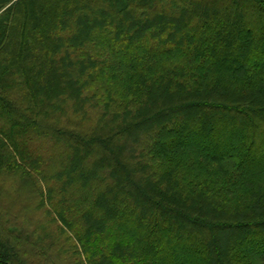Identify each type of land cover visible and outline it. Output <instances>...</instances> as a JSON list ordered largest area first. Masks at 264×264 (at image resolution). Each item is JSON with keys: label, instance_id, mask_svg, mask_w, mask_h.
Returning a JSON list of instances; mask_svg holds the SVG:
<instances>
[{"label": "trees", "instance_id": "16d2710c", "mask_svg": "<svg viewBox=\"0 0 264 264\" xmlns=\"http://www.w3.org/2000/svg\"><path fill=\"white\" fill-rule=\"evenodd\" d=\"M0 264H264V0H0Z\"/></svg>", "mask_w": 264, "mask_h": 264}, {"label": "rangeland", "instance_id": "374dc122", "mask_svg": "<svg viewBox=\"0 0 264 264\" xmlns=\"http://www.w3.org/2000/svg\"><path fill=\"white\" fill-rule=\"evenodd\" d=\"M6 188H7V190L8 191H12L11 193H10V196L9 197H11V198H16L17 200H24V199H26L27 200V202H29L30 203V205H29V207L25 210V212L23 213V218H25V219H23V220H26V219H29V224L31 223V222H34V221H36V220H40V219H43L44 218V216H42L40 213H36V209H34V207H35V203L34 202H30L28 199H29V197H27V196H21V197H15L12 193H13V184L12 183H10V186H9V188L6 186ZM7 201H8V199H7ZM15 207V206H14ZM13 207V208H14ZM15 210V212L14 213H17L18 212V210H17V208L16 209H14ZM19 214H21V213H19ZM24 224H26V222H24ZM19 225H21V221L19 222Z\"/></svg>", "mask_w": 264, "mask_h": 264}]
</instances>
